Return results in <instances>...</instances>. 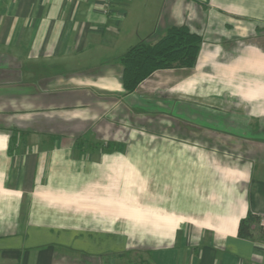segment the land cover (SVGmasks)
<instances>
[{
	"label": "crops",
	"instance_id": "crops-1",
	"mask_svg": "<svg viewBox=\"0 0 264 264\" xmlns=\"http://www.w3.org/2000/svg\"><path fill=\"white\" fill-rule=\"evenodd\" d=\"M172 26L195 67L126 92L121 56ZM248 214L264 0H0V264H264Z\"/></svg>",
	"mask_w": 264,
	"mask_h": 264
},
{
	"label": "trees",
	"instance_id": "trees-1",
	"mask_svg": "<svg viewBox=\"0 0 264 264\" xmlns=\"http://www.w3.org/2000/svg\"><path fill=\"white\" fill-rule=\"evenodd\" d=\"M202 37L187 26H172L151 42L131 46L120 58L123 65L122 84L126 92H134L155 71L188 68L197 63ZM261 217L248 214L239 223V236L253 238L255 230L264 232Z\"/></svg>",
	"mask_w": 264,
	"mask_h": 264
},
{
	"label": "built area",
	"instance_id": "built-area-1",
	"mask_svg": "<svg viewBox=\"0 0 264 264\" xmlns=\"http://www.w3.org/2000/svg\"><path fill=\"white\" fill-rule=\"evenodd\" d=\"M115 0H105V11L108 12L110 5L113 4ZM261 225L264 226V220L261 219Z\"/></svg>",
	"mask_w": 264,
	"mask_h": 264
},
{
	"label": "rangeland",
	"instance_id": "rangeland-1",
	"mask_svg": "<svg viewBox=\"0 0 264 264\" xmlns=\"http://www.w3.org/2000/svg\"><path fill=\"white\" fill-rule=\"evenodd\" d=\"M157 122H158V121H157ZM158 123H159V122H158ZM160 126H162V125H160ZM178 138H179V137H178ZM178 138H177V139H178ZM183 138H184V137H181V139H183ZM134 139H135V138H133L131 141L129 140V142H134ZM107 148H110V147L108 146ZM110 149H111V148H110ZM112 149H114V148H112ZM260 226L263 227V229H264V226H262L261 224H260ZM263 236H264V232H263Z\"/></svg>",
	"mask_w": 264,
	"mask_h": 264
}]
</instances>
